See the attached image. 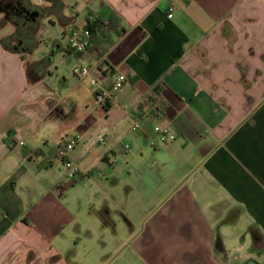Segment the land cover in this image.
I'll return each mask as SVG.
<instances>
[{"label": "crops", "instance_id": "0c3cea01", "mask_svg": "<svg viewBox=\"0 0 264 264\" xmlns=\"http://www.w3.org/2000/svg\"><path fill=\"white\" fill-rule=\"evenodd\" d=\"M61 1L0 0V264H82L83 218L152 236L136 244L153 264H264V0ZM91 14L113 44L74 52ZM45 15L72 70L39 62L34 35L16 46ZM96 63L105 88L128 78L107 107L76 72ZM157 85L160 113L143 104ZM167 123L178 137L155 150ZM76 134L73 181L55 151Z\"/></svg>", "mask_w": 264, "mask_h": 264}, {"label": "rangeland", "instance_id": "374dc122", "mask_svg": "<svg viewBox=\"0 0 264 264\" xmlns=\"http://www.w3.org/2000/svg\"><path fill=\"white\" fill-rule=\"evenodd\" d=\"M32 34L38 42L34 48V57L39 59V62L47 65L51 70H56L57 67L60 70H72L64 63L63 54L54 50L56 39H63L59 22H54L49 15H45L40 19L39 25L33 29ZM32 67L33 65L29 70ZM84 194L86 195V192ZM83 220L88 221V226L93 229V236L82 234L78 240L79 243L81 242L78 256L82 264H153L136 244V241L142 238L148 240L152 236L140 230L126 241L129 238L127 229L124 230L125 232L121 229L118 234H113L109 230L98 229L92 220L85 218ZM93 220H96L95 217Z\"/></svg>", "mask_w": 264, "mask_h": 264}, {"label": "built area", "instance_id": "2783aa9c", "mask_svg": "<svg viewBox=\"0 0 264 264\" xmlns=\"http://www.w3.org/2000/svg\"><path fill=\"white\" fill-rule=\"evenodd\" d=\"M173 13L169 14L171 18ZM94 17L89 16L88 19L92 20ZM93 33L87 27H81L74 29L69 38L70 48L77 53H86L92 46ZM97 63L91 66H81L76 69L77 74L81 79H89L92 86L95 88L96 96L100 104L107 107L115 102V96L119 90H121L126 84L128 78L123 74H119L115 77L110 88H105L98 78L93 75V70L96 68ZM148 112L145 113L147 115ZM133 129L137 130L141 126V117L134 116ZM107 132L104 131L98 134L95 138H92V145L103 143L106 141ZM178 137L177 132L174 130L171 123L158 124L154 128V134L151 138V147L153 149H159L162 145L167 144L176 140ZM84 138L81 134L68 136L63 140V142L56 148L55 151V161L61 164L65 170L68 178L73 181L76 180L79 175L78 162L70 157L71 152L75 149L76 145ZM21 145L24 144L23 141L20 142ZM126 147H129L127 145Z\"/></svg>", "mask_w": 264, "mask_h": 264}, {"label": "trees", "instance_id": "16d2710c", "mask_svg": "<svg viewBox=\"0 0 264 264\" xmlns=\"http://www.w3.org/2000/svg\"><path fill=\"white\" fill-rule=\"evenodd\" d=\"M52 1L56 4H62L61 0H52ZM91 15L94 18L92 20L88 19V22L85 27L90 29L93 33V37H92L93 46H95L100 52H103L113 44L110 35L111 24H106L102 19H100L98 16L94 14ZM143 104L145 106V109L154 108L155 112L157 113L163 112L167 107V103L162 97V86L157 85L150 92V94H148L145 97Z\"/></svg>", "mask_w": 264, "mask_h": 264}, {"label": "flooded vegetation", "instance_id": "af4514ba", "mask_svg": "<svg viewBox=\"0 0 264 264\" xmlns=\"http://www.w3.org/2000/svg\"><path fill=\"white\" fill-rule=\"evenodd\" d=\"M19 30H20V34H19L18 43L16 46L20 49L26 50L30 46L29 41L33 37V34H32L33 29L24 27L21 29L19 28Z\"/></svg>", "mask_w": 264, "mask_h": 264}]
</instances>
